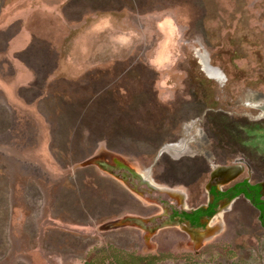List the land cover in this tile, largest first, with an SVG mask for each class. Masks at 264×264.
I'll use <instances>...</instances> for the list:
<instances>
[{"label": "rangeland", "instance_id": "rangeland-1", "mask_svg": "<svg viewBox=\"0 0 264 264\" xmlns=\"http://www.w3.org/2000/svg\"><path fill=\"white\" fill-rule=\"evenodd\" d=\"M63 2L0 0V264H264L241 196L168 217L264 187V0Z\"/></svg>", "mask_w": 264, "mask_h": 264}, {"label": "trees", "instance_id": "trees-1", "mask_svg": "<svg viewBox=\"0 0 264 264\" xmlns=\"http://www.w3.org/2000/svg\"><path fill=\"white\" fill-rule=\"evenodd\" d=\"M209 193L214 195V200L208 203L206 206H198L191 210H181L179 213L174 211L173 215H179L183 219H187L193 226H203V223L200 221L201 218L208 219L216 211V205L218 198L227 197L232 198L236 195L243 194L245 198L257 209L258 221L262 227H264V198L261 196L260 184L250 183L247 180H241L233 183L231 186L225 190H217L214 186L209 188ZM137 261L145 260L149 261L155 259V257H136ZM113 255L107 256L106 253L100 255L97 258H93L90 261H84L82 264H133L127 261H118ZM150 262L149 264H151Z\"/></svg>", "mask_w": 264, "mask_h": 264}, {"label": "flooded vegetation", "instance_id": "flooded-vegetation-1", "mask_svg": "<svg viewBox=\"0 0 264 264\" xmlns=\"http://www.w3.org/2000/svg\"><path fill=\"white\" fill-rule=\"evenodd\" d=\"M68 1L69 0H65V2H63L60 6V10H59V14H61L62 15V17L64 16V14H66V16H69L70 14L68 13L69 12V9L66 7V4L68 3ZM123 1V0H122ZM133 2H135V0H132ZM129 1H125V3H128ZM124 3V2H123ZM122 3V4H123ZM129 4V3H128ZM68 5V4H67ZM10 27L8 26V29H9ZM7 29V30H8ZM4 31H6V29L4 30ZM33 38H35L34 36H33ZM25 48H27V46L25 47ZM23 49V51L24 50H26V49ZM84 49V48H83ZM84 51H85V49H84ZM66 55V57L67 56H69V54L68 53H66L65 54ZM68 58V57H67ZM101 69H88V68H86V69H84V71H83V74L85 75V74H90V73H95L96 71H100ZM123 93H124V91H123ZM263 104H264V102L262 101L259 105H257L258 107H260L261 108V111H262V106H263ZM262 113H264L263 111H262ZM245 180H247V181H249L248 179H246V178H244ZM244 179H241V180H244ZM240 180V181H241ZM250 183H258V184H260V192H261V196L263 197V191H264V187H263V185L261 184V182L259 181V182H251V181H249ZM211 186H214V185H211ZM211 186H209V188L211 187ZM217 190H221V191H223V190H225L226 188H228V187H226L225 189H218L216 186H214ZM209 188H208V193H209ZM240 195H243V194H239V195H236V196H234V197H232V198H227V197H221V198H218V200H217V205H216V209H217V207H218V205L220 204V202H222V201H224V202H226V203H230L231 201H233L234 199H236V198H238V197H240ZM209 200H208V202L205 204V206L208 204V203H210V202H212L214 199V195H212V194H210L209 193ZM242 198H243V200H245V201H248L249 202V200L247 199V198H245V196H241ZM264 198V197H263ZM250 203V202H249ZM251 204V203H250ZM251 206H253L252 204H251ZM196 208V207H195ZM253 208L257 211V209L253 206ZM194 209V208H193ZM181 210H185V209H177V208H174V207H170V209H169V214H168V217H169V219H170V221H173V223H180V224H186V225H188L189 227H200V226H193L187 219H183V218H181V216H179V215H173V212L174 211H176V212H180ZM191 210V209H190ZM216 212V211H215ZM258 213V212H257ZM209 219V218H208ZM205 220H207V219H205V218H201L200 219V221L203 223Z\"/></svg>", "mask_w": 264, "mask_h": 264}, {"label": "crops", "instance_id": "crops-1", "mask_svg": "<svg viewBox=\"0 0 264 264\" xmlns=\"http://www.w3.org/2000/svg\"><path fill=\"white\" fill-rule=\"evenodd\" d=\"M30 15H33V12L30 11V10H27V19H28V17H29ZM16 18H17L16 16L10 18V19L7 21L6 25L3 26L2 29H0V32L4 31V30L6 29V26H7V25H11L12 23L16 22V21H17ZM27 34H28V36H27L28 40H27V41H29V39H31V38L33 37V36H31V35H33V34H32V31L30 30V28H27ZM30 37H31V38H30ZM26 46H27V44H26ZM26 46H25V47H26ZM25 47H22V46H21L20 49L25 48ZM22 50H23V49H22Z\"/></svg>", "mask_w": 264, "mask_h": 264}, {"label": "bare ground", "instance_id": "bare-ground-1", "mask_svg": "<svg viewBox=\"0 0 264 264\" xmlns=\"http://www.w3.org/2000/svg\"><path fill=\"white\" fill-rule=\"evenodd\" d=\"M201 56V55H200ZM205 69L207 70V71H211L212 69L207 65V64H205ZM215 73V72H214ZM213 74V73H212ZM262 111L264 112V104H263V106H262ZM229 171V170H228Z\"/></svg>", "mask_w": 264, "mask_h": 264}, {"label": "water", "instance_id": "water-1", "mask_svg": "<svg viewBox=\"0 0 264 264\" xmlns=\"http://www.w3.org/2000/svg\"><path fill=\"white\" fill-rule=\"evenodd\" d=\"M227 170H229V169H227ZM222 171H223V173L226 172V170H222ZM240 196H243V195H240ZM202 206H205V205H202Z\"/></svg>", "mask_w": 264, "mask_h": 264}]
</instances>
